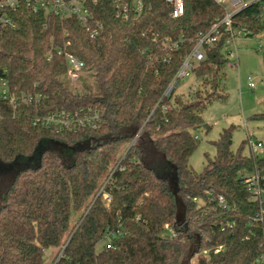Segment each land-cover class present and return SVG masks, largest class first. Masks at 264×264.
Segmentation results:
<instances>
[{
    "label": "trees",
    "instance_id": "obj_1",
    "mask_svg": "<svg viewBox=\"0 0 264 264\" xmlns=\"http://www.w3.org/2000/svg\"><path fill=\"white\" fill-rule=\"evenodd\" d=\"M141 1L138 11L126 0L127 16H118L123 1L87 0L101 24L95 36L76 16L34 12L27 0L0 7L14 25L0 22V264H47L51 248H59L51 264H264V155L244 153L248 138L233 150L230 127L201 172L190 163L199 145L193 131L211 129L203 112L227 96L224 28L193 67L197 87L168 93L197 39L226 10L184 0V13L173 17L166 0ZM232 25L263 34L264 0ZM65 45L84 62L81 71L94 70V87L76 92L64 81L68 64L57 49ZM89 106L100 115L96 127L42 123ZM251 118L264 121V113ZM246 174L259 175L257 200Z\"/></svg>",
    "mask_w": 264,
    "mask_h": 264
},
{
    "label": "rangeland",
    "instance_id": "obj_2",
    "mask_svg": "<svg viewBox=\"0 0 264 264\" xmlns=\"http://www.w3.org/2000/svg\"><path fill=\"white\" fill-rule=\"evenodd\" d=\"M260 44L262 49L259 48ZM236 45L238 46V58H231L225 67L226 76L223 86L227 96L225 99L213 101L203 112V123L210 125L211 129L208 130L204 125H201L193 131L198 137L199 145L192 154L190 163L198 172L206 167L208 158L213 159L215 157L216 147L213 142L219 138L220 132L225 128L232 127L233 129V150L240 147L248 136L253 142L258 140L264 142V121L251 118L254 114L264 113V60L262 54L264 51V33L238 37ZM230 48L234 49L232 46ZM248 76H252L256 88L249 87ZM64 81L74 91L82 92L95 86L94 70L79 71L75 75H68ZM197 84L198 79L192 73L190 76L179 80L177 92L188 95L197 87ZM52 147L59 152L63 150L60 145H53ZM244 153H251L248 141L244 146ZM255 155L262 156L264 151L258 149ZM66 161L69 160L66 159ZM165 172V176L174 181L173 170L166 167ZM76 221L77 215L73 214L72 224ZM107 243V238L101 240L97 245L98 250ZM58 250L59 248H51L46 251L47 264L54 261Z\"/></svg>",
    "mask_w": 264,
    "mask_h": 264
},
{
    "label": "built area",
    "instance_id": "obj_3",
    "mask_svg": "<svg viewBox=\"0 0 264 264\" xmlns=\"http://www.w3.org/2000/svg\"><path fill=\"white\" fill-rule=\"evenodd\" d=\"M34 12L44 11L45 13H52L55 15H60L62 17L76 16L79 22L90 32L91 36L98 34L101 24L98 21H94L92 12L87 7V0H27ZM119 5L117 15L127 16L129 11V5L126 0ZM173 6L172 16L178 17L184 13L185 3L184 0H166ZM217 4L223 6L226 10V14L223 19L214 23L210 30L197 39V43L193 50L185 57L183 64L179 71L177 72L174 81L169 86L168 93L178 87L179 80L190 76L193 73V67L200 61L204 60L203 46L204 44H213L217 42L222 37L221 28L228 32V37L225 40V50L227 57L238 58L236 45V39L241 36H250L251 32L244 27L234 28L232 25L233 16L241 11L246 6L259 2L261 0H214ZM19 0H0V7H9L15 9L18 6ZM135 6L138 11L142 9V1L135 0ZM0 22L14 26L5 16L0 14ZM95 23V25H93ZM66 46L57 49L59 55H64L68 64L69 75H75L77 72L81 71L84 67V62L75 56L73 53L66 50ZM232 46L234 49L230 48ZM262 49V45H259ZM53 56V53L50 54ZM248 85L250 88H256V84L253 81L252 76H248ZM1 96L7 98L6 82H2ZM15 100L14 98L12 99ZM25 102H33L34 100H39L36 96L26 95L22 98ZM100 122V115L96 108L91 106L85 108L82 107L74 112H64L60 111L54 114H49L42 119V123L53 127L57 131L62 130H78L85 127H96ZM138 137V134L136 135ZM248 143L251 148L252 153H256L258 149L264 151V142L258 140L253 142L248 136ZM248 184L249 190L252 193V199H259L262 189L260 187L259 175H244ZM212 193V192H210ZM219 204L226 206L225 200L222 196L219 198ZM196 200V198H195ZM262 219V217H261ZM173 236V234H171ZM115 232L108 233L107 238H114ZM222 249V247H220ZM259 261L264 262V255L259 257Z\"/></svg>",
    "mask_w": 264,
    "mask_h": 264
},
{
    "label": "water",
    "instance_id": "obj_4",
    "mask_svg": "<svg viewBox=\"0 0 264 264\" xmlns=\"http://www.w3.org/2000/svg\"><path fill=\"white\" fill-rule=\"evenodd\" d=\"M174 92V89L171 91V94Z\"/></svg>",
    "mask_w": 264,
    "mask_h": 264
}]
</instances>
